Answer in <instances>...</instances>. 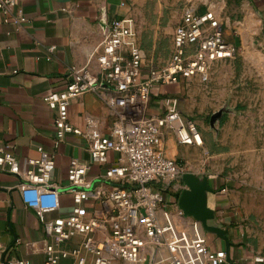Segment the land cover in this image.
<instances>
[{
  "label": "built area",
  "instance_id": "built-area-1",
  "mask_svg": "<svg viewBox=\"0 0 264 264\" xmlns=\"http://www.w3.org/2000/svg\"><path fill=\"white\" fill-rule=\"evenodd\" d=\"M0 12L3 24L15 30L26 22L16 0H0ZM47 51L49 60L54 47ZM234 53L216 11L199 12L188 6L173 30L166 63L144 71L131 17L110 22L100 46L89 57V62L95 60V68L89 63L71 68L65 88L43 97L53 112L54 151L67 135L80 137L86 143L89 166H70L64 186L53 181V152L38 147L37 158L24 159L0 153V172L19 178L21 204L33 212L46 237L43 264L66 259L73 264H227L224 252L209 250L200 223L181 210L177 214L189 220V234L185 240L169 238L170 226L160 214L163 192L182 173L179 163L161 149L164 132L173 133L182 146L201 148L204 140L196 123L181 116L175 98L162 100L161 114L150 113L149 107L155 88L192 80L206 83L212 66ZM86 94L98 98L112 117L105 135L92 119L86 120L83 130L68 121L69 105ZM109 153L117 155L114 164L108 163ZM92 165L102 167L98 178L108 189L88 177ZM62 193L71 196L66 214H59ZM86 203L98 205L93 216H87ZM0 264L30 262L5 257L0 243Z\"/></svg>",
  "mask_w": 264,
  "mask_h": 264
},
{
  "label": "crops",
  "instance_id": "crops-1",
  "mask_svg": "<svg viewBox=\"0 0 264 264\" xmlns=\"http://www.w3.org/2000/svg\"><path fill=\"white\" fill-rule=\"evenodd\" d=\"M16 1L26 18L18 30L3 24L0 12V153L24 159L37 158L38 147L53 152V181L65 186L68 168L88 167L89 154L84 140L73 135H67L54 151L53 112L44 104L43 97L65 88L71 68H81L88 63L95 68V60L89 62L90 55L100 46L110 22L130 16V8L126 0ZM253 2L260 17L259 27L263 31L264 0ZM50 47H54V52L47 60ZM168 87L152 90L150 113L163 112L162 100L172 97L165 95ZM87 119L94 120L104 135L109 132L112 117L102 102L90 94L75 99L68 107V121L73 127L83 130ZM188 148L199 147L179 145L173 133L164 132L161 149L168 158L180 165L181 159L190 156ZM116 159V154H108L109 164H114ZM100 174L102 167L92 165L88 177L96 178L98 186L108 189L109 186L99 180ZM19 182L16 176L0 172V243L5 257L43 264L46 237L33 212L25 210L21 204L17 192ZM206 185L211 189V193H205L207 207L214 212V219L207 224L220 231L219 234L203 231L209 250L224 252L227 264L252 263L253 259L241 245L242 220L239 211L234 208L238 203L235 194L228 192L227 184L218 186L217 182L210 180ZM179 189L184 188L176 181L163 192L164 204L160 214L170 226L169 238L185 240L189 234V220L177 214L180 209L175 192ZM60 203L59 214H66L71 208V196L62 193ZM85 208L87 216H93L98 205L86 203ZM16 240H19L17 246ZM59 264L73 263L66 259Z\"/></svg>",
  "mask_w": 264,
  "mask_h": 264
},
{
  "label": "rangeland",
  "instance_id": "rangeland-1",
  "mask_svg": "<svg viewBox=\"0 0 264 264\" xmlns=\"http://www.w3.org/2000/svg\"><path fill=\"white\" fill-rule=\"evenodd\" d=\"M126 1L144 71L166 63L173 30L188 6L199 12L213 8L225 40L235 46L230 58L212 66L206 83L192 80L170 86L165 95L179 100L181 116L194 121L204 139L202 148H188L189 158L181 159L182 175L227 184L238 200L234 208L242 220L241 245L253 259L249 264H264V30L259 27L256 4L253 0ZM178 181L185 188L181 178ZM181 191L175 196L179 198Z\"/></svg>",
  "mask_w": 264,
  "mask_h": 264
},
{
  "label": "water",
  "instance_id": "water-1",
  "mask_svg": "<svg viewBox=\"0 0 264 264\" xmlns=\"http://www.w3.org/2000/svg\"><path fill=\"white\" fill-rule=\"evenodd\" d=\"M181 181L185 188L180 193L177 206L183 215L199 222L203 231L219 234L220 231L217 228L207 224L208 221L214 219V212L207 207L205 197V193H211V189L206 185L207 180L199 181L190 174H183Z\"/></svg>",
  "mask_w": 264,
  "mask_h": 264
}]
</instances>
